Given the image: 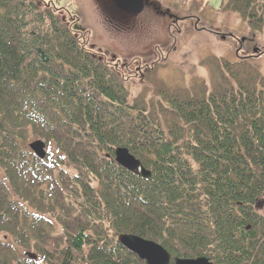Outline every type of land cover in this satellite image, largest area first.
Listing matches in <instances>:
<instances>
[{
	"label": "trees",
	"instance_id": "trees-1",
	"mask_svg": "<svg viewBox=\"0 0 264 264\" xmlns=\"http://www.w3.org/2000/svg\"><path fill=\"white\" fill-rule=\"evenodd\" d=\"M191 1L252 38L206 30ZM216 1L164 12L173 49L207 31L237 61L211 55L210 84L170 88L152 80L162 49L119 57L54 2L0 0V264H146L122 234L174 259L264 264V0ZM34 139L57 152L38 159ZM117 148L152 177L119 166Z\"/></svg>",
	"mask_w": 264,
	"mask_h": 264
},
{
	"label": "rangeland",
	"instance_id": "rangeland-1",
	"mask_svg": "<svg viewBox=\"0 0 264 264\" xmlns=\"http://www.w3.org/2000/svg\"><path fill=\"white\" fill-rule=\"evenodd\" d=\"M47 1L54 2L59 9L68 11L73 17H78V27L90 28L97 46L109 49L119 57L152 53L156 48L162 49L163 53L159 57L164 61L152 75V80L159 85L165 84L170 88H194L198 80H204L210 84L213 81V76L210 69L204 64L207 57L215 55L232 62L237 61L235 46L207 31L197 34L190 38L186 44L180 43L178 48L173 49L174 37H171L170 40L168 34L171 20L170 16L164 15V12L168 11L177 17L175 9L180 12L181 8L178 7L186 4L187 0H143L145 8L137 16H130L120 11L113 0ZM197 1L204 4L211 3L212 6L219 7V2L216 0ZM148 2L150 6H147ZM194 3L190 2L191 11H193V15L202 18L206 30L210 28L212 32L224 34L223 30L228 29L241 36L252 38L253 34L246 30L237 16H227ZM183 13L187 15L186 12L183 11ZM185 25L191 26L190 23ZM185 25L181 22L177 27L184 28ZM177 27L175 28L177 29ZM175 28H172V31ZM164 44L172 49L169 52L168 50L164 51V47H162ZM261 58L259 62L264 65V56ZM145 87L143 81L135 83L133 85L134 96L140 94ZM37 140L40 139H34V141ZM47 152L48 154L56 153V147L47 146ZM70 172L73 173L72 170Z\"/></svg>",
	"mask_w": 264,
	"mask_h": 264
},
{
	"label": "water",
	"instance_id": "water-1",
	"mask_svg": "<svg viewBox=\"0 0 264 264\" xmlns=\"http://www.w3.org/2000/svg\"><path fill=\"white\" fill-rule=\"evenodd\" d=\"M113 2L120 11L130 16L141 14L145 8L143 0H113ZM222 39H225V37H222ZM254 52L257 53L258 50L255 49ZM29 148L38 159L44 161L47 158V146L43 141H34L30 144ZM115 161L123 169L137 177L145 180L152 177V171L146 169L143 163L126 148H117L115 150ZM258 207H264V200L258 204ZM118 241L146 264H213L208 258H176L172 261V255L162 245L132 234H122L119 236ZM28 256L36 260V256L31 254H28Z\"/></svg>",
	"mask_w": 264,
	"mask_h": 264
},
{
	"label": "flooded vegetation",
	"instance_id": "flooded-vegetation-1",
	"mask_svg": "<svg viewBox=\"0 0 264 264\" xmlns=\"http://www.w3.org/2000/svg\"><path fill=\"white\" fill-rule=\"evenodd\" d=\"M220 35V34H219Z\"/></svg>",
	"mask_w": 264,
	"mask_h": 264
}]
</instances>
